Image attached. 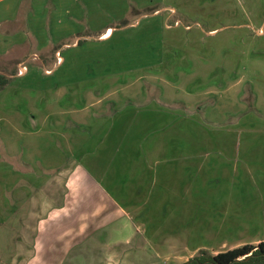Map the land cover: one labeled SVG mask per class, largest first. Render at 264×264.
<instances>
[{"label":"rangeland","instance_id":"1","mask_svg":"<svg viewBox=\"0 0 264 264\" xmlns=\"http://www.w3.org/2000/svg\"><path fill=\"white\" fill-rule=\"evenodd\" d=\"M31 7L30 18L45 23L41 34H15L29 71L7 77L0 90V142L1 132L22 139L31 109L45 111L41 118L86 109L91 122L71 131L84 145L68 152V133L51 137L37 121L41 147L29 175L41 187L0 224V264L32 260L41 216L50 202L58 207L69 172L71 211L52 227L49 264H182L201 249L216 254L264 240V0H33ZM78 36L84 40L72 50L48 49L56 73L54 63L31 56L48 39L58 45ZM144 43L157 48L151 61L127 57L120 70L123 55L136 57ZM7 45L0 42V55ZM14 67V74L25 68L3 62L0 74ZM97 109H120L114 129L100 124ZM87 171L95 176L80 193Z\"/></svg>","mask_w":264,"mask_h":264},{"label":"crops","instance_id":"2","mask_svg":"<svg viewBox=\"0 0 264 264\" xmlns=\"http://www.w3.org/2000/svg\"><path fill=\"white\" fill-rule=\"evenodd\" d=\"M32 3L33 0H0V32L3 31L2 36L0 35V42H3L4 44L8 43L6 49H3V51L6 50L5 52H8L6 54L4 52V54L0 55V64L4 62L6 64H11L12 66L17 67L20 65L25 66V68L22 70V73L20 74H14V71H16L15 67L14 69H10L9 72H7L8 74L6 75L0 74V76L6 78L7 80V77L11 78L14 76H25L29 71L25 63L30 58V55L25 56L21 52V47L25 44V41L23 39H18L15 34H41V27L45 23V21H43L42 19L40 20L36 17L30 18ZM109 28L110 27L106 28V32H110L111 35L112 31H109ZM101 33L105 34L104 30L101 31L99 35ZM6 34L8 36H6ZM3 36L6 39L2 38ZM81 37L82 36L76 37L71 43L64 41L63 43H58V45L56 43H54L55 45H53V42L48 39V45H46V42L43 43L42 46L38 47V49H41L40 52L35 51L31 54V56L34 58H40L42 65H45V63L47 62L52 63V65L54 63L53 72L56 73L59 69L56 67L57 63H55L56 61L54 60V58L50 59V61H46V54L48 53V49L49 51L52 50L54 54L56 52L60 53L62 50H64L65 53L67 52V50H72L76 45H78L79 41L84 40ZM34 42H37V39H35ZM67 46L70 47L64 48ZM49 55L50 57H53L52 53ZM40 56H42V58ZM66 59L67 58L63 60L64 63L66 62ZM53 60L55 62H53ZM61 61L62 58L59 59L58 63H60ZM70 62L71 61H68V63ZM5 86L6 84L3 87L1 86L0 90L3 91ZM70 97L72 98L73 95H70ZM113 110L112 111L114 113L110 112V114H106L104 109H97L98 113H96L98 118L100 117L101 119L100 124H102V126H108V131L111 129L113 123V129L115 128V122H113L112 120L114 116H116V112H120V109ZM158 110L159 109H156V111ZM85 111L86 109H54L53 112L50 113V115H45L43 118H41L42 114L45 113V111L40 112L35 109H31L30 114L32 116L24 119L25 121L28 120V125L19 128V134L22 136V139L19 140V142H13V139L7 138L6 134H3L1 132V137L3 138V140L0 142V166H2L0 168V219H2V222H0V224H3L4 220L6 221V219L8 220L12 217L14 209L15 211H17L18 209L24 207V205H28L30 203L32 194H35L37 188L41 187V185L38 186L37 183H35V177H30L29 175L34 173L32 169L35 168L36 160H34L33 157L40 151L39 148L41 147L40 144L36 141V138H38L41 132L39 125H37V121H41L43 124H47L48 135L51 137L56 135L64 136L65 133H68V135L64 136V145L67 148L68 152H74V149L80 150V146L84 145V140H82L81 143L73 142L74 137L71 134V131H74L75 128L82 130L83 126H86V124L91 122V120L89 121L88 117H85ZM158 114H162V112L160 111ZM18 118L21 122L23 121L21 116H19ZM93 118L94 117H92V119ZM102 119H104L105 121ZM95 120L97 119L95 118ZM148 121L151 123L154 122L156 124L161 123V120L155 121V117H150ZM62 127L66 132H60L59 134L57 132V134L54 133V131L57 129H60L61 131ZM57 143L61 144V146L63 145L59 140H57ZM57 143H55L56 150ZM59 160V158H56V162ZM38 162L36 163L38 164ZM50 170H56V168H51ZM59 170L60 169H57L56 171L52 172V174ZM69 173L70 175L68 176V178L63 177L65 190L63 192V198L58 204V207L53 206L50 202L49 212L45 216H41L39 226L43 228H41L40 233H38V242H35L34 246L35 253L33 257H31L32 260H28V264H49V248L54 240L52 227L53 225L57 224V220H68L69 212L71 211V203H69L70 200L66 199V195H69V193L71 192L69 189L68 180H72L74 174L73 172ZM61 175L65 176L64 174ZM94 176L95 175L88 174V171L85 175H80V177L83 178L82 187H80V193L84 190V186L89 183V178H94ZM84 183L86 185H83ZM32 205L37 206V201L34 204L32 203Z\"/></svg>","mask_w":264,"mask_h":264},{"label":"trees","instance_id":"3","mask_svg":"<svg viewBox=\"0 0 264 264\" xmlns=\"http://www.w3.org/2000/svg\"><path fill=\"white\" fill-rule=\"evenodd\" d=\"M113 32L111 33L110 37L113 35ZM143 36L144 37H142V40L144 41L146 40V36ZM79 43H81V41H79ZM140 47L141 49L138 48L136 57L132 56V52L130 53V56H126L125 54L123 55L122 61L118 63V65L120 64L119 69L120 67H123L121 65L123 64V60H126L127 57H130L129 61H132V58H139L138 62L141 63L138 64L140 66L141 64H145L151 61V59L153 58L152 56H154L157 48L153 46L149 49L147 47V44L145 43L141 44ZM157 56L158 55H156V57ZM147 58H149V60ZM146 67L147 66H144V68ZM116 69H118V67ZM6 83L7 79L0 76V88L1 86L3 87ZM182 264H264V240L259 241L257 244L244 243L228 250L217 252L216 254H211L208 253L206 249H201L198 254L191 257Z\"/></svg>","mask_w":264,"mask_h":264},{"label":"built area","instance_id":"4","mask_svg":"<svg viewBox=\"0 0 264 264\" xmlns=\"http://www.w3.org/2000/svg\"><path fill=\"white\" fill-rule=\"evenodd\" d=\"M57 55H58V53H57Z\"/></svg>","mask_w":264,"mask_h":264}]
</instances>
